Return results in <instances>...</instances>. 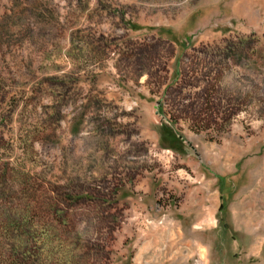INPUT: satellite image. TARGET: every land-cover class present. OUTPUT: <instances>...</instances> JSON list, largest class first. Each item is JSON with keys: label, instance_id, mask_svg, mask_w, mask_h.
<instances>
[{"label": "rangeland", "instance_id": "374dc122", "mask_svg": "<svg viewBox=\"0 0 264 264\" xmlns=\"http://www.w3.org/2000/svg\"><path fill=\"white\" fill-rule=\"evenodd\" d=\"M0 264H264V0H0Z\"/></svg>", "mask_w": 264, "mask_h": 264}]
</instances>
